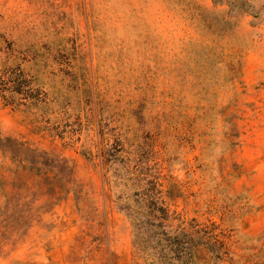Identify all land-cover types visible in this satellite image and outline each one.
I'll list each match as a JSON object with an SVG mask.
<instances>
[{"label":"rangeland","instance_id":"374dc122","mask_svg":"<svg viewBox=\"0 0 264 264\" xmlns=\"http://www.w3.org/2000/svg\"><path fill=\"white\" fill-rule=\"evenodd\" d=\"M0 264H264V0H0Z\"/></svg>","mask_w":264,"mask_h":264},{"label":"trees","instance_id":"16d2710c","mask_svg":"<svg viewBox=\"0 0 264 264\" xmlns=\"http://www.w3.org/2000/svg\"><path fill=\"white\" fill-rule=\"evenodd\" d=\"M151 204L152 205H154V203H152L151 202ZM155 210V209H154ZM158 212H160V214H161V216H159L160 218H164V214H166L165 213V210L163 209V208H158V209H156ZM148 213V212H147ZM144 214H138V215H134V221H137V223H136V225H137V228H138V231H140V230H143L142 228V218H144ZM149 216H151V217H153V218H156L155 217V212L153 213V215H149ZM139 235V234H138ZM165 239H162V238H160V239H158L157 240V242H156V244L157 245H162L163 243H161L162 241H164ZM140 243H142V244H145L146 243V241H145V239L144 238H141L140 239V241H139ZM164 247V246H163Z\"/></svg>","mask_w":264,"mask_h":264}]
</instances>
